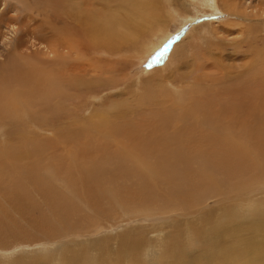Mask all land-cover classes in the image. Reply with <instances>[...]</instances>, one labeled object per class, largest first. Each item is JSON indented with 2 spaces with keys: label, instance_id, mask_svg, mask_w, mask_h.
Wrapping results in <instances>:
<instances>
[{
  "label": "bare ground",
  "instance_id": "bare-ground-1",
  "mask_svg": "<svg viewBox=\"0 0 264 264\" xmlns=\"http://www.w3.org/2000/svg\"><path fill=\"white\" fill-rule=\"evenodd\" d=\"M209 2L215 5V8L218 6V11L229 15V17L232 15V13L228 14L231 11L236 14V8L231 5L230 1L219 0L217 5L216 0H209ZM140 7L141 5L137 7L138 11H140ZM141 10L144 14L149 12L146 9L141 8ZM44 11L46 12V10ZM120 16L111 12L100 17H91L90 22L84 19L89 23H84V21L79 23L73 20V22H78V25H71L69 28L65 26L62 30H58V33L51 32L49 39L34 40L36 41L34 44L32 43L34 47L39 44L46 50L45 54L38 55L44 56L46 62H39L37 67L39 70H32L34 66L31 70H23L22 67L17 66L18 78L3 74L0 77V84L4 85V87H0V103L6 104V107L9 105L11 109L13 105L18 106L19 104L20 107H25L31 115H35L34 111L39 104H41L40 109L44 108L43 111L51 108L48 104L50 97L48 99L47 96L44 97L43 102L40 103L41 99L36 100L38 97L35 99V92L29 96H23V93L17 88L23 87L21 82L27 83L31 80V83L43 86L47 84V89L51 90L44 88L42 94L45 90L47 94L50 93L54 96L51 92L60 89L56 95L60 99L65 97L69 100L80 98L83 94L90 95L88 91L93 92L94 87L111 84L114 76H99L112 75L116 71L113 66L85 64L82 61L83 56L79 57L78 55L81 51L80 40L84 39L87 47L95 45L99 47L101 44L108 52L115 53L119 57L120 54L117 51L123 50L128 41L131 42L134 39L133 32H131L133 25L130 21L122 23ZM57 18L59 20L61 17L57 16ZM142 20L147 22L146 18H142ZM189 20L190 17L185 19V21ZM49 25L51 26V24ZM121 27L125 28L124 32L115 35L113 32ZM134 27L133 31L136 29V26ZM218 31L223 30L218 29ZM32 35L35 34L32 33ZM201 36V33L200 36L198 34L196 39H201ZM26 46L18 42L17 48L14 47L11 51L19 50L20 53L17 55L23 58L24 50H28ZM153 48L147 46L143 49L145 58L148 59L155 53ZM135 53L140 59L143 58L141 52L135 50ZM10 56L12 55L9 54V58H11ZM74 56L76 59L72 58ZM27 58L30 59L27 60ZM27 58L23 63H34L32 56ZM256 60L258 61V58ZM256 60L250 59L237 70V74H233L235 72L232 71L227 72L228 67L216 64L223 71V75L208 77L206 82L200 83V86L205 85L202 87L204 89H191L188 94L185 91L184 96H180V98L174 91L172 94L175 102L162 99H153L151 102L140 101V104L148 103L145 108H132L120 103L119 106H113L111 109L114 111L113 115L109 113L110 110L105 113L99 112L91 120L83 119L77 128H74L66 117L64 126L65 129L68 128V131H65L64 135H61L64 132L57 131L61 120L65 117L59 111H56L53 117L38 120L53 122L51 126L57 125V130L53 131L57 139H53L47 143L48 145L42 142L29 145L28 143L32 140L24 142L28 145H20L21 148L18 149L22 150L21 155L23 156V160H19L20 162L10 161L6 157L0 156V179L3 180L0 191L4 194L8 192L16 194L19 187H24L37 192V195L45 202L40 209L37 202L32 210L25 206L27 201H31L27 193L24 200H16L13 196L9 197L7 203L11 204L13 208L4 207L6 209L4 216H7L10 210L20 219L26 217L32 219L29 213L36 209L41 210L38 222H36L37 218L31 222L36 226L35 229L39 231L42 238L39 239L37 233L34 235L35 237H30L31 242L28 238L26 242V238L24 240L20 234L16 235L17 233L8 229L6 227L8 224L4 225V216L0 215V264L9 262V260L12 262L10 264H46L36 260L29 262L28 259H32L33 254L24 251L27 249H21V247L15 252H6L13 250L15 245L28 246V243L33 245L43 239L47 245L56 247L54 253H51L52 262H49L51 264H68L71 254L65 255L64 249L70 245L69 243L75 244L76 241H65L76 238L77 233L84 232L80 227L81 218L84 219L85 212L82 210V205L95 216L100 213L101 218L106 220H109L118 209L124 208L123 215H127V217L129 215L132 218L143 216V219L138 220L151 223V226L147 227H177V222L180 221V217H183L185 223L194 228L195 219L200 223L205 222L203 221L205 217H211L215 222L219 220L217 212L203 207V201H205L203 199L206 195L215 193V196L221 195L222 197L225 194L227 198L223 200H230V203L236 201L244 203L246 199L241 200V198L244 199L248 195L258 193L259 185L264 182V69L260 70L256 67ZM16 65L13 62L15 68ZM3 69L5 68L3 67ZM103 87L101 90L96 88L99 94L96 92L97 90L93 92L97 93V101L106 92L116 90L113 89L114 87L107 86L106 89ZM67 92H71V94ZM128 107L133 109L130 114H128L130 112ZM8 111L6 110L7 113ZM5 114L1 111L0 119L8 117ZM45 122L42 125L46 126ZM21 123L24 122L21 120ZM44 126L37 124L35 127L39 131L47 132L48 130ZM90 135H93L94 138L97 135L100 136L101 140H97L103 142H95L89 137ZM65 136L68 139L63 138ZM72 137L75 138L74 142L73 139H69ZM77 137L82 138L83 141L77 142ZM24 138L26 136L22 137V140H25ZM111 139L112 141H107ZM16 143L14 145H17ZM45 146L47 150L50 148L53 151V155L50 153L52 155V159L49 160L50 165L47 162L48 159L44 160L49 157L42 154L43 149H46ZM97 147H100V151L96 149ZM7 151L9 150L7 149ZM45 164L48 168H53L49 174L43 173ZM54 170L61 176L54 177ZM21 192L19 194L23 195V191ZM123 200L130 201L123 203ZM223 200H219L218 203L230 212V216H233L232 206L234 204L227 205ZM20 203L23 206L17 205ZM43 207H46L47 210H44ZM192 220L195 222L193 223ZM236 220L238 219L236 218ZM209 221L206 220L207 226L208 224L216 225L215 229L219 227L217 225L219 223ZM90 226L89 222L88 229ZM20 227L22 229L21 225ZM241 227L239 229V226L234 225L226 227L222 231L218 229V232L212 230L213 234H210L209 240L205 238L207 234L202 228H196L197 236L203 244L208 240L210 249L194 252L191 254V260L186 263L199 262L197 264H200L203 257H208L205 259L206 263L209 260L207 264H264L263 225L255 223L252 226L246 224ZM250 231L252 232L251 236H249ZM84 233L89 234L90 231ZM24 234L28 237L26 232L22 235ZM88 239L83 242L87 247L90 243ZM129 240L132 239L129 238ZM58 241L61 245L56 244ZM139 243L138 241L135 243L133 240L131 242L133 248L130 247V250L138 251ZM95 244L89 245V249ZM44 250L46 248L41 251ZM88 254L98 255L92 251ZM121 258L119 257V259ZM177 261H180V264H185L184 258L178 255L172 256L168 264Z\"/></svg>",
  "mask_w": 264,
  "mask_h": 264
},
{
  "label": "rangeland",
  "instance_id": "rangeland-1",
  "mask_svg": "<svg viewBox=\"0 0 264 264\" xmlns=\"http://www.w3.org/2000/svg\"><path fill=\"white\" fill-rule=\"evenodd\" d=\"M218 1L219 0H216V5L218 4ZM227 1H230L231 5L236 8V14H234L233 11L228 13H232V17L218 11V6L215 8V5L209 2V0H0V77H2L3 74H9L12 75L13 78H18V67H22L23 70H31L34 66V69L32 70H39V68H37L38 64L41 62L45 63L46 58L38 55L45 54L46 50L39 44L34 47L33 44L36 42L34 40L40 39L42 41L49 39L51 32L58 33V30H62L65 26L69 28L71 25H78V22L81 23L84 19H87L90 22L91 17H100L112 12L116 15H121L120 19L122 23L130 21L133 28L136 26L137 29L133 31L134 29L132 28L131 30L134 35V39L132 40L133 42L128 41L129 45L127 44L123 50L117 51V53L120 54L119 57L115 53L111 54L108 52L101 44L99 45L100 48L97 47L98 45H95L96 48L95 46L87 47L84 39L80 40L81 51L78 56H83L82 61L85 64L93 63L95 65L99 64L100 66H113L117 71H115L112 75L104 74V76H99H114V80L111 84L104 85V87H94L95 90H93V92L97 89L101 90L102 87L106 89L107 86L114 87L113 89H116L112 92H106L103 96H101L102 98L99 96V101L96 100V98H98L97 93H93L92 91H88L90 95L83 94L80 98L78 97L73 100H69V98L66 97L68 99L67 101L65 97L60 99L59 96L56 95L60 92V89L55 90L56 92L52 91L51 93L54 95L52 96L50 93L47 94L45 90V94L41 93L44 88L47 89V84L43 86L42 84L31 83V80L27 83L21 82L23 87L17 88L23 93V96H29L32 92H35V99L36 97H38L36 100L41 99L40 103L43 102L44 97L46 98L47 96V99L50 97V99H48L50 101L48 104L51 108L43 111L44 108L40 109L39 107L41 104H39L37 109L34 111L35 115H31L25 107L22 108L19 104L18 106L13 105L11 109V107L9 108V105L6 107V104L2 105L3 103H0V112H5V116L8 115L9 118L11 117V120L7 116L0 119V156L3 158L6 157L10 161L20 162L19 160H23V156L21 155L22 150H18L21 148L20 145H30L40 142L47 144L53 139H57L53 134L54 129L57 130V125L51 126L53 122L48 123L45 121H38L43 118L55 116L56 111H59L60 114L65 116L61 120V122L64 123L60 122L57 130L61 133L64 132L61 134L64 135L66 134L65 131H68V128L65 129L66 127L64 126V124H66V117L68 122L71 121L69 123L73 124L74 128H77L80 126L83 119L91 120L94 118V115L96 116L99 112L105 113L110 110L109 113L113 115L112 113H114V111H111V109H113V106H119L120 103L125 104L126 106L129 105L132 108H145L148 103L140 104V101L151 102L153 99H162L165 101L175 102L172 94L174 91V93H177V96L180 98V96H184L185 91L186 94H188L191 89H204L202 87L205 85L200 86V83L207 80L208 77L223 75V71L219 69L217 65L226 66L228 67L226 69L227 72L232 71L235 72L233 74H237V70L245 65L246 62L250 61V59L256 60V58H258V61L256 60L257 62L255 64L256 67L260 70L264 69V0H225V2ZM139 5H141L140 11L137 9ZM141 8L146 9L149 12L144 14ZM44 10H46V12ZM70 15L72 16L71 18ZM57 16H60L61 18L58 20V18L56 19ZM187 17H190L189 21H185ZM142 18H146L147 22H143ZM73 20L78 22H73ZM88 21H84V23H89ZM49 24H51V26ZM218 29L223 31L219 32ZM124 30L125 28L123 27L117 28L113 33L116 35L123 33ZM32 33L35 35H32ZM200 33L202 34L201 39L199 38L197 40L196 38L198 37V34L200 36ZM216 37H218V39H216ZM18 42L24 44L25 46L27 45L26 47L28 48V50H24L25 56H22L23 58L17 55L20 53L19 50L15 49L11 51L12 48L16 47ZM147 46L149 48L154 47L153 49L155 50V53L148 59L145 58V55L143 54V49ZM135 50L142 53V59L138 57ZM176 50L177 53L175 54ZM9 54L12 55L10 56L11 58H9ZM31 56L34 58V63H23L27 57ZM75 57L76 56L72 58L76 59ZM9 59L12 60L9 61ZM28 59L30 58H27V60ZM20 61L21 63H19ZM13 62L17 64L16 68L13 66ZM22 63L24 66H22ZM10 64L11 66H9ZM3 67L5 69H3ZM0 87H4V85L0 84ZM205 89H207V87H205ZM98 90L96 92H98ZM67 93L71 94V92ZM36 100H34L35 103H37ZM131 107H128L130 109L128 114H130L131 110H133ZM6 110H9L8 113ZM38 117L40 118L38 119ZM21 120L25 124L21 123ZM32 122L33 124H31ZM44 122L46 126L42 125ZM37 124L44 126L49 132L47 130V132L39 131V129L35 127ZM24 136H26V138H24L25 140H22V137ZM89 137H91V139L95 142H103L100 141L101 138L98 135L95 136V138L93 135H90ZM63 138L68 139L67 136ZM69 139H73L72 141L74 142L75 138L72 137ZM77 139V142L79 140L83 141L80 137H77ZM28 140L32 141L26 144ZM107 141H112V139ZM15 142H17V145H14ZM100 147L102 148V146ZM100 147H97L96 149L100 151ZM7 149L9 151L6 152ZM43 150L42 154L49 157L44 160L48 159L47 162L50 165L49 160L52 159L53 151L52 149L50 150V148L47 150V147ZM50 153H52V155ZM44 168V174H49L53 169H51V167L48 168L47 164H45ZM53 175L54 177L57 175L61 176L56 172V170L53 171ZM2 181L3 180L0 179V185L2 184ZM0 190L2 189L0 188ZM6 190H8V188H6ZM21 191H23V195L19 194L22 193ZM15 193L16 194H12V192H8L4 194L0 191V215L4 216L6 211L4 207L8 206L9 208H13L11 204L7 203L9 197L12 196L16 200H24L26 199V195L28 193L29 200L31 201H27L25 206L28 207L29 210H32V207L36 205L35 202L39 203V209L42 204L45 203L42 201L43 199L37 195V192L31 188L25 189L24 187H19L18 191ZM213 194L214 195L209 196L206 195L203 199L205 200L203 201V207H207V210H212L215 213L217 212L216 214L219 218L218 222H215L211 217H205L203 219V221H205L204 223H200L197 219H195V222L193 219V223L195 222L193 226L194 228H192V225L185 223V219L183 217H180V221H176L178 223H176L177 227L152 228L150 227L151 223L138 220L140 218L143 219V216H135L132 218L131 216L129 217V215L128 217L127 215H123L124 208L118 209L119 211H117L119 213L116 211V215L113 214L109 220H106L105 218H101L100 213H97L95 216V214L90 213L89 210L82 205V210L83 212H86L87 217L84 212V219L81 218L82 224L80 227L84 232L90 231V233H77L76 238L67 239L65 241H76L75 244L69 243L70 245L64 249L66 251L65 255L71 254L67 263L168 264V262L171 261L172 256L178 255L184 258L185 264H187L186 262L191 260V254L194 252L201 250L208 251V249H210L208 240L210 234H213V231L218 232V229L222 231L226 227L234 225L236 227L239 226L240 229L243 225L247 224L252 226L255 223H260L264 228V182L259 185L258 193H254L255 196L253 194V196L248 195L250 197L249 200L247 199L248 196L244 199L241 198V200L246 199V202L244 203H240L239 201L230 203V200H223L227 198L225 194H223L222 197L221 195L215 196V193ZM219 200L225 201V204L227 203V205L230 206H232L231 204H234L232 206V210H234V219L232 215L230 216V212L225 210V207H222V205L218 203ZM129 201L130 200H123V203H127ZM17 205L23 206L22 203ZM39 209L33 210L29 213V216L32 219L27 217L25 219H20V217L12 214L9 210L7 216H4V220L6 222H4V225L8 224L7 226L5 225L8 229L13 231L15 234L17 233L16 235L20 234L23 239L26 238V240L24 239L26 242L28 239L31 242L32 239H30V237H35L34 235L37 233L38 235L40 234L39 231L35 229L36 226L31 222L36 218V222H38L41 217V210ZM43 209L47 210L46 207H43ZM235 216L238 220H236ZM205 219L207 221L211 220L209 222H215L216 224L219 223L217 224L219 227L215 229L214 227L216 225L208 224L207 226ZM89 222L91 224L89 227L90 230L88 229ZM15 223L18 224L15 225ZM238 223L239 225H237ZM20 225L22 226V229ZM148 225L150 226L147 227ZM196 228H202L204 233L207 234L205 235V238H208V240L205 244H203L197 236L195 231ZM22 232H26L28 237H26L25 234L22 235ZM251 235L252 232L250 231L249 236ZM39 237V239L42 238L40 235ZM129 238L132 240H129ZM87 239L89 240L88 242H90L88 243L89 245L96 243L94 247L90 248L93 250L89 249V245L87 247L83 244V242ZM133 240L135 243L137 241L141 243H139L138 251L130 250L131 242H133ZM45 243L46 241L43 239L41 241H37V243L33 245L32 243H28V246H25L24 244L15 245L13 250L6 252H15L19 247H21V249H27L24 251H29L33 254L32 259H28L29 262L36 260L40 263L51 264V258L53 257H51V255L54 253L56 247ZM58 243L61 245L59 241L56 244ZM44 248H46V250L41 251ZM127 248L132 252H129ZM169 248H171V250H169ZM91 251L98 255L88 254ZM119 257L122 258L119 259ZM203 259L200 264H205V259H208V257H203ZM10 263L12 262L9 260V262L7 261L4 264ZM173 264H180V261L174 262Z\"/></svg>",
  "mask_w": 264,
  "mask_h": 264
}]
</instances>
